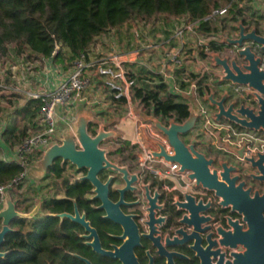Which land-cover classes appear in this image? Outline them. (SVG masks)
I'll use <instances>...</instances> for the list:
<instances>
[{"label":"trees","instance_id":"16d2710c","mask_svg":"<svg viewBox=\"0 0 264 264\" xmlns=\"http://www.w3.org/2000/svg\"><path fill=\"white\" fill-rule=\"evenodd\" d=\"M231 2L232 0H0V57L8 56L9 46L15 44L20 53L27 49L28 56L52 59L56 63H73L83 54L88 55L92 44L102 34L133 19L150 23L161 16L187 18L197 24L201 33L211 35L217 29L214 20L219 15L215 12L230 6ZM245 8L231 5L225 19L237 22L238 15ZM225 19L222 20L223 23ZM206 49L220 51L221 45L216 40H210L204 45L201 52L203 55H206ZM183 72L184 70H179L178 74ZM143 75L137 72L130 74L136 83L132 99L139 100L148 111L154 112L162 120L175 118L179 122L185 121L190 115L187 101L180 94L171 92L159 74L149 71L144 75L147 78ZM188 75L196 81L201 97L210 91L208 75L201 77L194 72ZM110 98L116 104L127 100L124 96L116 98L114 94ZM41 106V100L29 99L24 107L15 110L16 117L5 126L2 135L9 146L19 148L34 130H39ZM232 125L239 128L236 124ZM90 131L95 133L94 125L90 126ZM116 142L117 150L109 154L111 158L119 156L126 161L128 157H136L138 144L127 139H118ZM2 150L0 147V153ZM25 160L31 162L33 158ZM70 166L72 167L70 163L63 164L58 159L48 170L46 179L54 181L57 188L64 192V198H43L41 211L48 215L34 219L15 218L12 221L11 227L15 231L12 230L7 235L2 245V250L7 251V256L2 258L4 264H56L63 260L73 264L78 260L66 254V251H79L89 255L88 248L78 235L82 228L67 218L62 221L59 217L64 212L73 213L75 203L82 212H86L100 234L104 235L103 230L113 227L102 217L103 212L94 207L97 201L89 198L93 192L92 184L88 180L67 175ZM24 171L25 168L18 162L0 157V187L9 185ZM21 188L22 184L13 189L12 193L17 199L19 210L29 212L32 191L29 188L21 193Z\"/></svg>","mask_w":264,"mask_h":264},{"label":"water","instance_id":"95a60500","mask_svg":"<svg viewBox=\"0 0 264 264\" xmlns=\"http://www.w3.org/2000/svg\"><path fill=\"white\" fill-rule=\"evenodd\" d=\"M239 36L229 38L224 36L222 42L229 43L237 50V55L242 57L246 64H238L236 58L229 59L228 56H222L220 52L212 51L213 66L221 68L219 80L216 82L217 88H221L226 83L236 85H245L249 88V92L253 94L259 104V110L241 104L237 106V100H231L228 90H224L221 97L216 96L215 89L211 88L209 94L201 97L198 96L210 105L215 115L217 122H227L236 124L240 128L263 133L264 135V69H261V64H264V35L258 33L256 27L248 31V26L243 21L239 22ZM246 42H253L260 46L262 55H257L252 50L251 45L245 46ZM189 104L190 115L183 121L179 122L175 118H169L167 123L151 112L150 115L137 110V113L145 121H152L154 126L167 138L170 145L173 147L174 155H169L165 149V145L158 139L149 137V141L155 148H150L148 151L157 158H164L169 163H178L179 172H189V178L195 180L197 185L215 192L219 197L220 205H232V209L243 214V220L247 222L248 229L243 230L242 225L237 226V231L229 232L227 245L235 247L237 243L245 247V251L241 253H233L234 261H228L224 264H264V194L259 195L257 192L254 197L250 196L251 190H244V183L239 186L235 185L238 177L231 178V170L234 167H228L227 163H222L224 170L220 172L222 179H219L217 169L211 168L215 163L214 158H208L206 154L200 152L196 145L199 140L196 137L186 142L183 137H186L195 130L199 117L201 115V105L196 94L179 93ZM99 113L93 111L91 107H85L84 103H79L75 120L69 121L63 118H58L54 135L57 142L46 146L42 149V156L38 160L26 162L20 153H13L9 161H16L21 164L26 171L27 178L34 181L43 180L54 162L58 159L62 163H71L77 170H86L87 173L82 179L88 180L95 187V198L102 201L100 206L107 213V218L116 223L122 224L126 233L131 237L125 246H130L139 243L137 225L132 220V216H127L120 209V205L124 202L123 195L128 189H132L131 184L137 180V175H132L127 166H121L118 162H112L108 155L111 152L109 148L103 147L102 143L110 138H122L123 134L110 126L112 123L103 122L98 119ZM96 126L95 133L90 132V125ZM192 136H196L193 134ZM241 156L246 150V144L241 149H235ZM254 167L260 171L259 179L264 180V153H260L259 159L249 158ZM103 170H113L123 173L124 179L127 181V187L121 190V200L114 203L109 198V186L113 180L111 176L106 182H103L99 174ZM187 202L180 203V207L187 210L190 214L185 215L181 223L194 225L196 229V221L212 222L210 216H199L201 211H205L210 207V203L204 205L202 201L196 204V198L187 195ZM157 205L155 200H151V224L155 221L154 208ZM39 210V205L31 212L24 214L17 209V205L12 198L11 192L5 190L2 204L0 206V221H2V229L0 231V245L3 243L5 236L11 231L10 224L15 218H30L33 217ZM62 218L69 217L83 225L90 234L86 237H94V241L90 243L95 249L107 255L118 257L116 253L105 252L100 249V242L96 230L91 226V223L86 219V214H81L78 206L75 207L74 214L63 213ZM211 228V225L204 227L206 231ZM218 228V231H221ZM222 232V231H221ZM124 247V246H123ZM128 248V247H127ZM131 256L133 253L130 254ZM5 253H0V257H4ZM204 264V263H203ZM221 264V263H220Z\"/></svg>","mask_w":264,"mask_h":264},{"label":"flooded vegetation","instance_id":"af4514ba","mask_svg":"<svg viewBox=\"0 0 264 264\" xmlns=\"http://www.w3.org/2000/svg\"><path fill=\"white\" fill-rule=\"evenodd\" d=\"M225 18H227V16ZM240 21H243L244 24L248 26V31L256 27L258 33L264 35V6L260 9L245 8L243 13L238 15L237 22L230 21L232 25L226 26V37L236 38L239 36L240 30L238 25ZM228 29L231 31L228 32ZM222 40L223 38L216 40L221 45L220 51L216 52H220L222 56H228L230 60L236 58L240 65L246 64L243 58L237 55L236 48L227 42L223 43ZM248 45H251L252 50L256 52L257 55H262L258 44L246 42L244 47ZM260 68L264 69V64H261ZM255 100L256 104H258L257 99ZM237 106L239 105L237 104ZM230 124L232 125V123ZM237 129L243 128L239 127ZM260 134L263 135V133ZM149 137L150 136H148V139ZM193 137L196 136H191V139ZM261 137L264 138V135ZM118 139L123 138H117L116 140ZM197 139L199 140L196 145L197 149L206 154L208 158L215 159V163L211 168L218 170L219 179H222L220 172L224 170L222 163L226 162L228 167L236 168L230 172L231 178L238 177L235 182L236 186L244 183L245 185L243 188L244 190H251V197H254L257 192L259 195L264 194V180L258 178L260 171L249 161V158L258 160L260 153H264V151L258 152L254 156H246L245 150L244 154L241 156L232 148L238 150L244 145L242 147H237L224 141L222 136H217V138L210 142L199 137ZM111 141L112 138L107 139L102 143V146L105 142ZM160 141H162V139ZM142 143L149 153V158L139 142L135 143L139 145V149L135 151L136 157H128L126 161H123L119 156L111 158L108 155L112 162H118L121 166H127L130 173L129 179L132 178V175H137V180L131 184L133 188L124 192V202L120 205V209L123 213L127 216H132V220L137 225L139 243L132 246L131 253H133V255H130V246H125V244L131 240L130 235L126 233L122 224L116 223L106 217V211L100 208L102 201L99 198H95V187L92 185L93 192L89 195V198L97 201L94 207L103 212L102 217L108 220L113 227L103 230L104 235L100 234L99 229L88 219L86 212H82L80 208H78L81 214H86V219L96 230L100 242V249L105 252L116 253L118 257L107 255L95 249V247L90 244L95 238L86 237L90 233L86 231L85 227L69 217L62 218L60 215L63 213H61L59 217L62 221L67 218L82 228V230L78 232V235L82 238L83 243L90 252L89 255H85L79 251H66V254L78 260L74 261L73 264H224L228 261H234L235 256L233 253H241L245 251V247L240 243H237L235 247H231L224 242H227L229 238L227 234L229 232L234 233L237 231L238 225H242L243 230L248 229L247 222L243 220V214L233 210L232 205H220L221 199L215 195V192L202 185H197L195 180L189 178V172L182 173L179 172L178 169L171 174L165 173L163 170L164 166L160 163V160L155 158L152 153L148 151L151 147L145 143V140H142ZM152 148H155V146ZM116 150L117 148L111 150V152ZM126 154V156H128L129 152ZM69 169L74 171L72 178L82 179L87 173L86 170H77L74 165H72V167L70 166ZM46 176L43 180L33 184L31 188L32 192L30 196L32 198V205L29 212L20 211L17 199L14 200L17 209L24 214L31 213L37 205H39L38 212L28 219L48 215V213L41 211L43 198H64V192L61 188H57L56 193L53 194V189H55L53 183L55 182L46 179ZM111 176H113V180L109 186V198L114 203H118L122 196L121 190L127 187V181L124 179L123 173L117 171L103 170L99 174L103 182H106ZM16 188H18V186ZM187 195L194 196L196 198V204H198L199 201H202L204 205L210 203V207L205 211H201L199 216H210L213 218L212 222L205 223L196 221V229L194 225L190 226L181 223L183 217L190 214L187 210L180 207V203L187 202ZM151 200H155V204L157 205V207L154 208L155 221L152 224L150 216ZM76 205L77 203H75V207ZM74 212L64 213L74 214ZM208 225H211V228L203 231L202 229ZM218 228H221L222 232L218 231ZM1 229L2 221H0V231ZM12 230L15 231L11 227V231ZM3 243L0 245V253H5L4 257H6L7 251L2 250ZM4 257H0V264H4L2 261ZM64 257L65 256H63V258ZM56 264L68 263L63 260L61 263Z\"/></svg>","mask_w":264,"mask_h":264},{"label":"built area","instance_id":"2783aa9c","mask_svg":"<svg viewBox=\"0 0 264 264\" xmlns=\"http://www.w3.org/2000/svg\"><path fill=\"white\" fill-rule=\"evenodd\" d=\"M248 2H254L262 7L264 6V0H232L231 5L242 8ZM231 5L216 11L215 14L227 16ZM167 54H171V56H169L168 59L163 58L161 60V69L158 72L155 71V73L159 74L162 81L168 84V88L171 92L178 94H196L198 96V85L195 80L189 77V72L185 70V61L180 57L181 55H179L180 50L168 52ZM88 57V55L83 54L76 59L70 74L58 82L57 85L48 86L47 90L43 92H28L29 98L41 100L42 106L38 118L39 130L31 133L18 148L24 160L25 158L37 159V157H41L44 147L57 142L54 131L58 118L69 121L75 120L77 106L79 103L87 100L86 93L91 89L94 82L92 76L88 73V69L93 66ZM216 69L221 73V68L217 67ZM179 70H184V72L178 74ZM131 73H134V71L125 67L124 61L119 55H113L110 59L104 60L99 67V74L107 76L105 85L110 88L112 94H114L116 98L126 97L127 100L124 104L128 106L131 116L134 117L132 96L136 83L130 76ZM18 90L23 91L24 89L18 88ZM224 90L229 91L231 96L230 99L237 100L239 106L244 104L254 109L256 112L259 110V104H256V98L249 92L247 86L233 83H226L221 88L215 86L216 96L221 97L224 94ZM209 92L210 91H208L207 94H209ZM198 100L201 105V115L193 131L197 138H203L206 139L207 142H210L217 138V136H222L224 141L237 147H242L244 143H246V156H254L258 152L264 151V138L261 137L263 136L262 134L252 130L237 129L228 122H217L215 120V111L213 108L203 102L199 96ZM111 103L113 108H117L118 105L116 103ZM163 122L167 123V120H163ZM152 125L153 127H151V125L145 127L142 123L140 127L137 128L139 143H141L144 148L145 154L148 158L150 157L141 139V131L146 128L152 137H156L160 140L162 139L161 142L165 145V149L169 155H174L173 147L170 145L167 138L153 123ZM159 160L164 166L163 170L167 174H171L180 168L178 163H169L164 158ZM26 180L27 174L26 171H24L14 178L9 185L0 187V206L5 190L11 192Z\"/></svg>","mask_w":264,"mask_h":264},{"label":"rangeland","instance_id":"374dc122","mask_svg":"<svg viewBox=\"0 0 264 264\" xmlns=\"http://www.w3.org/2000/svg\"><path fill=\"white\" fill-rule=\"evenodd\" d=\"M218 15V19L214 20L217 29L214 31V34L211 35L201 33L197 29V24L187 20V18H170L163 16L158 17L157 20L150 23L133 19L127 22L129 27L128 29H124V25H122L120 27L121 30H119L120 28H116V33L120 36H127L125 38H131L134 44L130 46V49L134 52H137L138 56L143 57V61L145 63L139 64L135 68L132 67L134 70H136L137 74L145 75L149 71L158 72L161 69L160 60H162L163 58L168 59V57L171 56V54H167L168 52L180 50V57H182L185 62L191 61V63H187L188 66H192L193 69V71H189V73L194 72L201 77L208 75L210 77V79L208 80V84L211 86V88L215 89V82H218L220 72L215 69L216 67L212 64V51L206 49V55H203L201 52L202 50H204V45H206L210 40H220L224 36H226V26L232 25L230 24L231 22L229 20L227 21L225 19V15ZM224 19L226 23L229 22L227 25L226 23L224 25V23L222 22V20ZM220 25H222L223 27L219 29ZM189 26L190 28H188ZM187 30H190V41H187L186 43L184 42V40L186 41L185 33L187 32ZM227 31L229 32L231 30L228 29ZM109 32L105 34H108ZM182 35L183 37L181 38ZM175 36L180 37V40L176 39ZM175 40L178 41V43H174ZM121 45H124L122 40ZM162 47L165 49H162ZM91 48L92 50L89 51L90 58H93L94 60L106 58L111 52V50L104 44V42L99 40L98 38H96ZM27 53H29L27 49L23 53L18 52L17 45L11 44L9 46L8 56L0 57V92L4 93V99L2 100L0 97V109L2 110L0 112V120L5 119L8 122H11L12 120H14V117H16V115L13 114L16 110V108H14L13 102H18V100L17 98H14L16 94L13 92L12 88L16 87L24 90L30 89L29 84L31 83V86H33L35 83V75L38 72H43L45 70V65L42 59L36 58L35 56H28ZM57 64L59 66H62L63 69L69 70L73 67L74 62H59ZM206 67H211V70L207 71L205 69ZM92 69L93 67H90L88 69L90 75H92ZM144 75L143 77H146ZM148 81L152 82L151 80ZM102 85V83L95 84L93 82V86L91 88H96L97 90L103 91V94L107 95L106 100L110 102V105H112V99L110 98L112 92L107 85ZM7 97H11V99H6ZM133 100V112L135 114L134 117L131 116L130 109L124 103L117 104L119 105V107L117 106V108H111L113 115L108 113L111 120H114L115 117H117V120L114 121L117 124L127 123L129 125V127L127 128L128 130H124V132L120 130V132L123 134V136H127V140L130 141L137 138V128H139L142 123L145 125V127H147V125H151V127H153V122L143 120V118L137 113V110L143 111V113L147 115H150L151 112L144 108L143 104L139 100H137L136 98H134ZM224 122L227 121L224 120ZM110 127L113 129L115 128L113 123ZM141 135L152 137V135H150L148 129L146 128L142 129ZM192 135L193 133L191 132L186 137H183V139L186 142H189ZM153 138L157 139L156 137ZM116 139L117 138H112L111 142H105L103 147L114 150L118 146ZM143 139L149 147H153V144H151L148 138L143 137ZM72 174H74V171L69 169V171H67V175L70 176ZM53 184L55 186V189H53V194H55L57 186L55 185V183Z\"/></svg>","mask_w":264,"mask_h":264},{"label":"crops","instance_id":"0c3cea01","mask_svg":"<svg viewBox=\"0 0 264 264\" xmlns=\"http://www.w3.org/2000/svg\"><path fill=\"white\" fill-rule=\"evenodd\" d=\"M244 7L249 8V9H260V8H262L261 5H258L254 2H248V3H246V5ZM228 23L229 22H227L226 25ZM230 24H232V23H230ZM222 27L223 26L220 25L219 29ZM123 28L128 29L129 28L128 24L125 23ZM188 28H190V26ZM119 30H121V28ZM116 31H117L116 28H114L108 34H102L101 36L98 37V39L103 41L104 44L111 50V52L108 54L109 56H107L106 58H100V59L94 60L93 58H90V54H88L89 61H91V63L93 64V66H92L93 71H91V73H92L91 76H92L95 84L102 83L103 84L102 86H104L106 84L105 81L107 79V76H103V75L99 74V67L102 65L104 60L110 59V57H112L113 55H119L121 57V59L124 61V65L126 66V68L131 69L132 71H134V73L136 72V70H134L133 68L137 67L139 64L145 63L143 61L142 56H138L137 52H134L133 50L130 49L131 48L130 46H132L134 44L133 40L131 38L130 39L125 38L127 36H120L119 34L116 33ZM189 34H190V30H187V32L185 33L186 41L184 40V42H186V43H187V41H190ZM182 37H183V35L181 36V38ZM175 38L180 40V37H178V36L177 37L175 36ZM121 40H122L124 45H121ZM174 43H178V41L175 40ZM180 47H181V45H180ZM162 49H165V48L162 47ZM91 50H92V48H90V51ZM42 61L45 65V70L43 72H38L35 75V78H34L35 83L33 86H31L32 85L31 83L29 84L30 89L19 91L18 88H16V87L12 88L13 92L16 94V96L14 98H17V100H18V102H16V101L13 102L14 108L21 109L22 107H24L26 105L28 100L31 99L28 96V94H29L28 92H43V91L47 90L48 86L57 85V83L60 82L66 76H68L70 74V71L72 70V68H70L69 70L63 69L62 66H59L52 59H45L44 58V59H42ZM160 62H161V60H160ZM189 62L191 63V61L185 62V68L188 72L193 71L192 66H188V64H187ZM211 67H213V66H211ZM211 67H206L205 69L207 71H210ZM88 73H89V71H88ZM98 86H100V85H98ZM3 95H4V93L0 92V97L2 100L4 99ZM10 98L11 97H7L6 99H10ZM86 98H87V100L83 101L81 103H84L86 108L91 107L93 111L98 112L99 113V115L97 117L98 119L102 120L103 122L113 123L114 127L117 128V130H119V131L122 130V132H124V130H128L127 128L129 127V125L127 123H120V124L118 123L117 124L116 122H114L117 120V117L114 116L115 119L111 120L109 114L113 115V113L111 111L112 105H110V102L106 100L107 95L103 94V91L97 90L96 88H91L86 93ZM13 114L16 115L15 112ZM9 123L10 122H8L5 119L0 120V127H1L0 147L3 149L2 152L0 153V157L7 159V160L10 159V156L13 153L19 152L18 147L12 148L11 146H9V144L2 137L5 126ZM36 131H38V130H36ZM36 131L34 130L32 133H34ZM134 131H135V129H134ZM143 137L148 138V136H141L142 140H144ZM122 138L128 139L127 136H122ZM131 141L134 143L139 142L138 136L136 139L131 140ZM40 158L41 157H37V159H33V160H38ZM38 182L39 181H34V180H30L29 178H27V180L22 184V188L19 190V192L25 193L29 188L33 187V184L38 183ZM11 195H12L13 200H16V198L12 192H11Z\"/></svg>","mask_w":264,"mask_h":264}]
</instances>
